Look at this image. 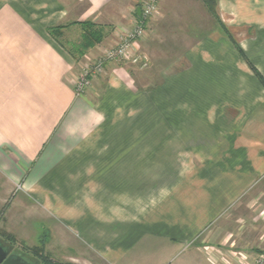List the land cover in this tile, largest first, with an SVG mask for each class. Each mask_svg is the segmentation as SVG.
<instances>
[{
  "label": "crops",
  "instance_id": "crops-1",
  "mask_svg": "<svg viewBox=\"0 0 264 264\" xmlns=\"http://www.w3.org/2000/svg\"><path fill=\"white\" fill-rule=\"evenodd\" d=\"M134 3L0 0V210L11 198L5 215L57 217L48 229H78L108 264H164L190 244L209 264L205 247L239 248L232 220L263 248L264 88L248 63L264 78V0H217L244 57L200 1L162 0L138 43L148 63L110 62L76 96L80 69L48 29L109 28L96 57ZM149 63L154 86L136 76Z\"/></svg>",
  "mask_w": 264,
  "mask_h": 264
},
{
  "label": "rangeland",
  "instance_id": "rangeland-1",
  "mask_svg": "<svg viewBox=\"0 0 264 264\" xmlns=\"http://www.w3.org/2000/svg\"><path fill=\"white\" fill-rule=\"evenodd\" d=\"M141 3L142 0H135V3L132 8L135 7L137 9L138 7L141 6ZM71 4L72 6L74 5L73 3ZM135 8L133 9V13ZM133 26L130 29H132ZM70 27L68 26L67 28L69 29ZM108 30L109 28L107 30L104 29L105 35L106 32H109ZM82 32H83L82 28L81 26H79V30L77 29L68 30L67 32L68 35L66 34L67 36H64L63 32H61L62 34L59 37H55V38L49 34L56 42V44L59 45L60 48H62L66 53L70 55V57L74 60L75 64L78 66L79 69L82 67L84 63V59L86 57L85 54L88 51H86V53L84 54L85 57L84 55L79 56L75 52L73 54L71 53L73 52L74 47L80 45L82 41L81 40ZM109 37L110 34L108 36L106 35L105 39L110 40L111 37L110 38ZM70 38L71 41H73L71 42V44H69V42L66 41V40L70 41ZM113 44L114 43H112L111 45ZM109 46L103 47V45H100L98 46L97 51H104ZM167 50L170 51L172 49L170 47L167 48ZM139 53L140 51L138 50L137 55L140 56ZM88 55L92 56L90 54H87V56ZM141 57L144 63L146 62L148 63L146 56L145 57L141 56ZM150 63L145 67L140 68L139 73H136V76H138L139 82L144 83L145 85L153 84L154 86V83H156L155 82L156 77L160 73V68L162 67V63H157L156 65H151ZM78 75L74 78L73 85L76 83V79L78 78ZM153 86L150 88H153ZM11 203H12V199L10 198L9 200L6 201V205L2 208V210H0V245L3 248H7L8 252L9 251L12 253L23 252L26 253L27 255L33 256V252L36 251L37 249L39 253H41L43 256H46L48 259H50L51 261L57 264H70L68 262L71 261L78 263L89 262L90 264H108L105 262V260L102 261V259L96 258L93 252L94 249L87 248L82 244L79 237V231L75 227L73 228H75L76 231L78 232L76 235L75 233H70V231L71 232L73 231L68 229L69 228L68 226L66 227L68 229L67 230L61 220H56V222L54 223L55 225H51V230H50V228L49 229L47 228L45 223L52 222L57 217H54L52 215L47 216V214L44 217H42L45 220L42 222L40 218H37V216L23 215L21 214V212L20 214L18 213L16 215L15 213L11 215H5V212L8 209V207L11 205ZM247 218L253 223L255 216L252 217L251 215L246 216L245 222ZM246 224L248 223L240 222V224L239 223L236 224L233 220L231 221L230 228L234 231L233 234L236 235V237L238 238L237 240H239L240 242V246H237L239 248H235V246L234 248L236 250L239 249L246 251L251 255L253 254L254 255L253 257H255L258 254L264 253V247L263 248L258 247V245L254 244V232L247 233V236L242 237L243 233L246 231V229H244V226ZM44 235L46 237L47 243L45 247L42 249L40 240L41 237ZM241 241L242 244L244 243L243 246H241ZM193 247L191 246V244L184 245L176 249L171 254L168 252L167 259L164 264H195L193 260V253H194ZM41 249L43 250V252H41ZM41 258L44 259L43 257Z\"/></svg>",
  "mask_w": 264,
  "mask_h": 264
},
{
  "label": "built area",
  "instance_id": "built-area-1",
  "mask_svg": "<svg viewBox=\"0 0 264 264\" xmlns=\"http://www.w3.org/2000/svg\"><path fill=\"white\" fill-rule=\"evenodd\" d=\"M162 0H142L140 17L136 19L132 29L124 33L113 45L104 51H99L98 56H86L80 68V73L73 85L76 96H81L91 86L94 77L102 75L106 64L110 62L142 63L143 59L137 55L138 43L144 38L147 23L158 13ZM146 65H143L145 67ZM203 254L209 264H264V253L254 258L246 253L233 248L221 249L218 247H205Z\"/></svg>",
  "mask_w": 264,
  "mask_h": 264
},
{
  "label": "trees",
  "instance_id": "trees-1",
  "mask_svg": "<svg viewBox=\"0 0 264 264\" xmlns=\"http://www.w3.org/2000/svg\"><path fill=\"white\" fill-rule=\"evenodd\" d=\"M201 2L209 16L215 21V23L218 25V27L222 30V32L228 37L230 42L234 45V47L238 50L239 54L243 56L241 50L238 48L235 40L232 38V36L229 34L227 29L224 27V25L220 22L217 11H216V6H217V0H198ZM78 26H81L82 28V35H81V43L79 46L74 47L73 54L74 52L77 53L79 56H83L86 51L94 48L96 45H99L102 43V41L105 39V31L103 27H100L98 25H95L91 22H84V23H79ZM68 26H57L54 28H49L48 32L51 36L59 37L62 33V30L67 28ZM248 66L258 79L260 85L264 88V78L256 71V69L248 63ZM12 240V239H11ZM41 243V248L43 249L46 245V237L45 235L41 237L40 240ZM41 249V252L43 250ZM38 257L42 261L46 262L47 264H54L52 261H49L46 256H43L39 251L36 249V251L33 252V257ZM43 257L44 259H42Z\"/></svg>",
  "mask_w": 264,
  "mask_h": 264
},
{
  "label": "water",
  "instance_id": "water-1",
  "mask_svg": "<svg viewBox=\"0 0 264 264\" xmlns=\"http://www.w3.org/2000/svg\"><path fill=\"white\" fill-rule=\"evenodd\" d=\"M136 15L140 17V9H136ZM0 264H28L20 257L7 256L6 250L0 245Z\"/></svg>",
  "mask_w": 264,
  "mask_h": 264
},
{
  "label": "flooded vegetation",
  "instance_id": "flooded-vegetation-1",
  "mask_svg": "<svg viewBox=\"0 0 264 264\" xmlns=\"http://www.w3.org/2000/svg\"><path fill=\"white\" fill-rule=\"evenodd\" d=\"M7 252V256H15V257H20L23 260H25L28 264H47L46 262L42 261L41 259H39L38 257H33L30 255H27L26 253L20 252V253H12V252H8L7 248H4ZM51 261V260H49ZM52 263H54L52 261ZM57 264V263H54Z\"/></svg>",
  "mask_w": 264,
  "mask_h": 264
}]
</instances>
